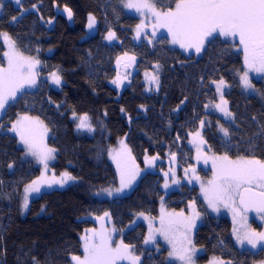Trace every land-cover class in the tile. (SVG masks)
I'll return each instance as SVG.
<instances>
[{
    "label": "trees",
    "instance_id": "16d2710c",
    "mask_svg": "<svg viewBox=\"0 0 264 264\" xmlns=\"http://www.w3.org/2000/svg\"><path fill=\"white\" fill-rule=\"evenodd\" d=\"M177 2L160 0L157 9L172 10ZM21 5L3 4L0 32L9 33L23 55L40 61V75L57 71L62 85L43 84L23 92L0 119V264H33V258L39 264H70L73 255H81L79 235L95 227L89 216L104 217L107 212L113 226L122 232L136 214L155 216L161 201L175 211L194 202L203 215L193 237V245L202 250L199 264L211 258L232 264L262 259L261 252L252 255L237 248L230 220L208 215L196 188L182 184L171 190L162 173L180 175L182 168L193 166L188 141L204 118L210 121L203 133L205 145L215 156L264 161V76L252 82V94H244L238 84L241 55L233 44L219 38L208 41L199 56H187L171 46L167 36H148L135 43L132 32L138 20L124 11L119 0H21ZM33 5L36 11H23ZM65 7L72 10V25L56 13ZM89 14L96 18V31L84 39ZM109 31L115 33L117 43H103ZM3 52L0 42L1 67ZM125 53L136 58V72L118 94L110 83L117 74L116 61ZM156 64L160 66L155 68L159 86L149 87L146 73ZM221 78L230 84L225 98L233 113L227 139L216 134L217 118L205 111V105L216 99L214 81ZM74 113L90 117L94 137L76 133L69 118ZM18 114L44 122L49 130L48 145L55 149L54 173L68 172L76 181L65 189L42 192L30 201L26 214L21 211L22 192L38 178L39 171L26 160L9 131ZM122 137L134 159L148 170L130 194L111 201L96 200L90 196L92 190L110 185L115 177L103 155ZM152 157L158 159L149 163ZM199 174L205 176L203 171ZM144 238L145 227L139 224L122 235V243L142 255L141 264H172L166 261L164 249L158 253L144 250Z\"/></svg>",
    "mask_w": 264,
    "mask_h": 264
},
{
    "label": "rangeland",
    "instance_id": "374dc122",
    "mask_svg": "<svg viewBox=\"0 0 264 264\" xmlns=\"http://www.w3.org/2000/svg\"><path fill=\"white\" fill-rule=\"evenodd\" d=\"M7 2L11 3L16 8L22 7L21 4L17 5L15 3V0H0V5H2L3 7V4ZM128 2L143 3L144 0H123V3H122V0H119V3L124 9V11L128 15L137 18L138 20L137 25H141V28L139 30L140 31L139 37H137V26L134 28L132 32L133 40L135 43H138L141 39L146 38L148 36L151 39H156L157 37H160V36H167L170 39L171 46L178 48L187 56L189 55L199 56L202 53L203 48L205 47V44L208 41H210L213 38H219L224 42H229L230 44H233L236 53H239L241 55V59L243 63V70L238 75V84L240 88L242 89V91L244 92V94L250 95L253 93V89L246 90L242 85L241 76L244 75L245 72L248 73V78L251 83L253 81H257L263 78L264 72H257L255 70H250L246 67L244 63L243 46L240 44L238 36L223 37V36H219L218 33H214L213 37L205 38L204 45L202 46L201 51L199 53H197L194 48H188L187 50H185L184 48H181L179 44L172 43V36L169 34L168 29L166 27L160 26V24L157 22V18L151 12H149L147 9H143L142 10L143 14H141V12H138L135 8L124 7V3H128ZM2 7H0V15L2 13ZM174 9L175 7L172 10ZM36 10H37L36 8L31 7L23 11L33 12ZM56 13L61 14L66 19L67 23L69 25H72V18L69 19L67 13L64 12V9H57ZM88 17L86 20V29H85L84 39L90 37L96 31L95 24L91 29L88 28ZM107 35H108V32H106V34L103 37V43L107 45H112V44L117 43L116 36L114 39L108 40L106 39ZM0 42L2 43L4 47V51H6L7 48L3 44V41L0 40ZM129 57L130 56H122L118 58V60L116 61L115 66L117 69V74H115L116 77L114 80L118 81L119 86H117V84H114L113 81L110 83V85H112V87L116 89L118 94L121 93L122 90L129 84L132 75L136 72V63H137L136 58L133 61V60H130ZM3 58H4V66H2V68H7L8 66L7 58L4 56ZM35 71L38 72V65ZM148 72L153 75H157V70H155V68L151 72L150 71ZM50 74L51 73L46 74V75L38 74L36 77V81H37L36 85L29 86L25 84L21 88V90L18 92L17 97L13 101H10L8 105H6L5 110L0 111V119L3 117L8 106L16 102L18 97L23 92L35 91L38 89V85H43V84H47L52 88H60V86L62 85V78H61V84L56 85L50 79ZM146 83L148 84L149 87H153V86H155V88L157 87L156 84L150 83V77H146ZM229 89H230V84L225 82V85L222 86V94H223L224 100H226L225 94ZM214 90L216 94V99L214 102L207 104L208 107L207 108L205 107V111L208 114H212L216 116L217 120L215 121L214 130L218 136H220L223 139H227V137H224L223 133L220 131V128L224 127L228 129L230 132V129L233 125L232 117H225L224 113L216 108V105L221 102V93L217 92L216 83L214 84ZM146 91L150 92L151 90L146 88ZM227 107H228V103H227ZM84 115L86 114L71 115L69 118L74 123V128L78 135L94 137L96 129L92 125L91 119L88 115H87L88 116L87 123L90 125V128H87V127L78 128V124L80 123L79 117L84 116ZM21 117H29L28 120L21 121V124L19 125L20 129L25 133V135L35 140L38 146L40 147L46 146L47 148H51L48 145L49 130L47 126L44 124V122L40 118L35 117V116H30L28 114H18L15 120L13 121V123L20 120ZM37 121H39L40 123H37ZM202 121H203V126L201 124ZM12 124H11V127H12ZM207 124L210 125L209 119L204 118L203 120H201L197 129L189 137L188 145L192 151L193 166L182 168L180 175L177 173H173V172L172 173L165 172L167 173V176H165V173H162V175L168 178L169 180L168 185L171 190H178V187L181 186L182 184L187 185L188 187L196 188L198 190L199 200L202 202L203 208L208 215L214 218L225 216L230 220L231 225H232L231 234H232V238L237 248L240 250L247 251L249 254H252V255H257L261 252L262 259L255 260L252 264H264V242L258 243L257 248L252 249L251 245L247 244L246 241H244L243 243H238L237 238H236L237 234L243 236L245 233H248V232H264V216H256L252 218L246 215L244 216L240 212L237 206L236 201H237L238 195L234 197V201H235L234 203L232 200L216 201L217 210H213V208L209 207V200L205 198L206 194H205V191L202 189L207 190V196L209 198H212L214 195V191H213L214 186L213 184H210L209 182L215 180L217 183H219V180L217 179V177L219 174V164H220L219 161H216L214 159L217 156L211 153L206 148V145H205L203 133L205 130V126ZM45 129H47V131H45ZM100 130L103 132L102 128H100ZM10 132L13 133L19 145L24 150V157L26 158V160L32 162L35 165V167L38 168V171H39L38 178L35 181L38 182L37 186L40 188L41 191L39 193H28L29 203L32 199L37 198L42 192H46L54 188L65 189V188L71 187L76 184L75 180L68 181L63 186L56 184V183H51L53 179L59 180L62 178L61 174L56 175L52 169V165L55 161L54 152L51 154L52 158L47 160V168H45L44 164L40 163L36 157L30 154H26V147L20 141V136L17 135L15 131H10ZM197 132L200 133L199 136H196ZM201 140H203V143H201ZM121 141H123L124 144L127 146L126 137L119 138L116 141V143L112 145L111 147H109L108 151L105 152L103 155L106 162L112 167L116 178L114 177L112 179V182L109 183L110 185L92 190V192L90 193V196L96 200L111 201V200H115L122 196L130 194L134 190V188L137 186L140 178L148 170V167L141 166L134 159L128 146H127V149H124L122 147ZM117 161H119L120 163V168H121L120 172H118L117 170ZM199 171H203L205 176H201L199 174ZM121 172L124 173L125 179H128L129 176H131L132 174H135V179L132 180L131 185L128 188H125L123 190L122 194H114L113 196H108L107 193L103 191V189L120 188ZM173 179L178 181V183H173ZM26 186L24 187L23 192H22L21 203L25 196ZM245 187H247V185H245ZM251 187L253 190L258 191V192L264 191V189H261L260 187H258L256 183H254ZM28 207H29V204H28ZM27 211H28V208L24 210L22 214H26ZM196 213H199L198 217L195 216ZM142 214L143 215H141V213L136 214L133 217L132 222L122 232H118V230L113 226L112 221L109 217L104 218V219H99L101 217L89 216L88 219L93 221V223L95 224V227L86 229L79 235V239L81 243V255H79V257L83 259V257L85 256L84 241L81 239V237L84 236L86 233L89 236H93V233H103L105 236L109 237L108 243L110 247H112L113 249H116L121 244H123L122 235L125 232L133 229L136 225L140 224L145 227V238L142 243V247L144 250H151V251H155L156 253H158L159 251L164 249L166 261L168 263L184 264V262L178 258V254L182 252L184 249L193 247L195 249V252L192 254L193 259H194V264H199L197 262V258L202 254V250L198 249L197 247L193 245V237H194V234H195V231L198 225L200 224L202 220L203 215L198 211L194 202L188 203L186 209L175 211V210L166 208L163 201H161L159 203L157 214L155 216H151V215L144 214V213ZM145 217H147V219ZM194 217H195L194 223H192ZM162 220H163V224H162ZM150 225H151V229H150ZM161 228L167 231L168 239H165V236L161 235L160 231H158ZM150 231L154 235V240L146 244L145 239L149 236ZM170 240H171V243L169 242ZM188 240H191V245L188 244ZM94 242L99 243L100 242L99 238H94ZM174 250L177 252V255L169 256V253L173 252ZM126 255L127 256H139L140 261H138L137 264H141L142 255L136 254L134 251L131 250L130 247ZM70 260H71L70 264H75V262L72 261V259ZM219 261H223V260H219L217 258H211L209 259L208 263H205V264H218ZM114 264H132V261L128 258H118L115 260Z\"/></svg>",
    "mask_w": 264,
    "mask_h": 264
},
{
    "label": "snow or ice",
    "instance_id": "6c2138e0",
    "mask_svg": "<svg viewBox=\"0 0 264 264\" xmlns=\"http://www.w3.org/2000/svg\"><path fill=\"white\" fill-rule=\"evenodd\" d=\"M17 5L21 4V0H15ZM123 3V0H122ZM160 0H144L143 3H124L126 8H135L138 12L143 14V9H147L156 18L157 22L162 27L168 29L169 34L172 36V43L179 44L181 48L187 50L188 48H194L197 53L201 51L204 45L205 38L213 37L214 33H218L219 36L229 37L238 36L240 44L243 46L244 51V63L250 70L257 72H264V0H178L174 10L163 11L157 10V4ZM2 7V5H0ZM36 8V5H33ZM64 12L67 13L69 19L72 18V10L68 7L64 8ZM17 17H12L13 21H16ZM52 23L51 20L48 21ZM96 23V18L89 14L88 17V28L91 29ZM141 25H137V37L140 36ZM115 38V33L109 31L106 39L112 40ZM0 40L6 46L7 50L3 52V56L7 58V68L0 67V111H4L6 105L10 101H13L21 88L27 84L29 86L36 85V77L39 74L35 69L40 61L31 56L23 55L19 49L16 40L7 32H0ZM151 43V40H149ZM127 56V53H125ZM130 60H135V57H129ZM159 69V65L153 66ZM146 76L150 77V83H154L159 86L158 75L146 73ZM50 79L56 85L61 84V76L57 71L50 74ZM241 82L243 87L252 89L253 85L249 81L248 73L245 72L241 76ZM114 84L119 86L118 81L114 80ZM216 83L217 92L221 93V102L216 105V108L224 113L225 117H232L233 113L228 110L227 101L224 100L222 94V86L225 85L223 78ZM184 101H181L183 104ZM207 108L208 106L205 105ZM121 111H124L121 109ZM75 115V113H74ZM29 117H21L20 120L12 124L9 131H15L20 136V141L26 147V154H30L37 158V160L44 164L47 168V160L52 158L51 154L55 149L40 147L37 145L35 140L27 137L25 133L20 129L19 125L21 121L28 120ZM255 119V117H253ZM80 123L78 128H90L87 123L88 116L84 115L79 117ZM37 123H40L37 121ZM203 126V121L201 122ZM3 128V125H0ZM47 131V129H45ZM220 131L224 137H229L230 132L228 129L221 127ZM200 133L197 132L196 136ZM203 143V140H201ZM121 145L124 149L127 146L121 141ZM111 155V153H110ZM158 159V157H152L149 163ZM219 161V174L217 179L210 181L213 184L214 195L212 198L207 196V190L205 191V198L209 200V207L216 209V201H227L232 200L236 195L240 196L241 203L245 202L246 195L251 198L259 196V200L255 201L257 211L264 212V191L259 193L252 192V185L256 183L258 187L264 189V161L259 159H247L245 157H239L238 159H230L229 155L225 154L214 158ZM215 167V165H214ZM9 169L13 168L12 164L8 165ZM117 170L121 171L120 163L117 161ZM138 171V170H137ZM167 176V173H165ZM61 179H53L51 183H56L63 186L66 182L74 180L68 172L61 174ZM135 179V174L125 179V175L121 172V184L120 188L116 189H103L108 196L114 194H122L125 188L131 185L132 180ZM198 179V178H197ZM3 182L0 181V184ZM173 183H178L173 179ZM38 182L33 181L32 184L26 186L25 196L21 203V211L23 212L28 208L29 195L28 193H39L41 190L37 186ZM247 185V187H245ZM50 186V185H49ZM167 187V183H165ZM243 189V191H241ZM227 206V205H226ZM43 210V209H42ZM235 211V209H234ZM141 215H143L141 213ZM196 217L199 213L195 214ZM109 217V213L105 212L104 219ZM147 219V217H145ZM194 219L192 223H194ZM163 224V220H162ZM151 229V225H150ZM161 235L168 239L167 231L163 228L160 230ZM235 231V230H234ZM94 238H99V243L94 242ZM238 243L251 245L252 249H256L258 243L264 242V232H248L243 236L237 234L236 236ZM84 241V252L85 256L83 259L79 256L73 255L71 257L75 264H114L118 258H128L132 261V264H137L140 261L139 256H127V252L130 246L121 244L118 248L113 249L110 247L108 240L109 237L103 233H93V236L87 235V233L81 237ZM154 240V235L150 231L149 236L145 239V243H149ZM171 243V240L169 241ZM188 244L191 245V240H188ZM195 249L189 247L184 249L178 254V258L184 262V264H194L193 253ZM177 255L174 250L169 253V256ZM33 264H39L35 258H33ZM218 264H232L231 261H219Z\"/></svg>",
    "mask_w": 264,
    "mask_h": 264
},
{
    "label": "water",
    "instance_id": "95a60500",
    "mask_svg": "<svg viewBox=\"0 0 264 264\" xmlns=\"http://www.w3.org/2000/svg\"><path fill=\"white\" fill-rule=\"evenodd\" d=\"M241 191H243V189ZM252 192L259 193L258 191H255L253 189H252ZM258 200H259V196L249 198L246 195L245 202L242 204L240 200V196L238 195L237 206L243 215H246L249 217L264 216V212L257 211L255 201H258Z\"/></svg>",
    "mask_w": 264,
    "mask_h": 264
}]
</instances>
